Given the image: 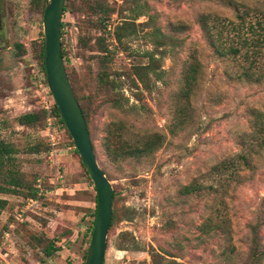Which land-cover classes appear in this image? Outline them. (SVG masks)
<instances>
[{"label":"rangeland","instance_id":"rangeland-1","mask_svg":"<svg viewBox=\"0 0 264 264\" xmlns=\"http://www.w3.org/2000/svg\"><path fill=\"white\" fill-rule=\"evenodd\" d=\"M65 4L66 70L89 114L97 161L115 192L117 218L108 230L104 264H264V79L238 77V65L214 51L199 23L204 14L236 21L245 10L253 24L264 21V0ZM103 7L111 9L105 26L98 20ZM0 10L7 29L6 35L0 29V140L17 148V165L31 187L39 178L47 189L17 226L5 264H81L89 245L83 232L95 219L93 183L66 127L61 125L51 156L43 122L18 121L42 108L32 63L39 61L43 12L31 0H0ZM124 19L134 21L136 31L118 41L113 29ZM154 29L178 41L159 47L161 53L145 36ZM149 51L162 78L149 74L146 86L133 69L148 63ZM195 61L198 79L187 102L179 91L186 66ZM115 121L134 140L158 133L162 144L148 156L114 157L104 137ZM223 161L230 166L212 170ZM188 184L198 187L180 192ZM0 197L8 200L0 214L1 232L25 197ZM49 242L58 249L46 256L43 247Z\"/></svg>","mask_w":264,"mask_h":264},{"label":"trees","instance_id":"trees-1","mask_svg":"<svg viewBox=\"0 0 264 264\" xmlns=\"http://www.w3.org/2000/svg\"><path fill=\"white\" fill-rule=\"evenodd\" d=\"M31 2L34 9L37 10V8H40L41 12H43L47 0H31ZM89 7L94 9V6ZM104 8H106V12ZM66 9L67 6L64 3L63 12H65ZM100 10L104 11L105 13H102L98 20L103 26H105L107 25L106 23L108 21V16L106 15H108V12H111V9L108 7H103ZM247 14L248 10H245L244 14L237 16L236 21L227 19L226 22L220 20L214 14H204L201 17L199 23L203 35L205 36L209 44L212 45L214 51H216L220 55V57H227L238 65V77L260 81L264 79V68H262V58H264V21L256 20V22H254L253 24L249 19L247 20L245 18ZM136 16H138V14H136ZM262 16L264 18V13H262ZM135 25L136 24L134 23V21L130 19L122 20L120 24L115 26L113 29L114 37L116 38V40L121 41V38L123 36L134 33L136 31ZM63 28L64 22L62 21L61 36L63 33ZM146 35L148 38H150L152 44L155 47L154 49H157L161 53H164L165 50L161 51L159 50V47H164L165 45H175L178 41L177 38L169 36L158 29L149 31L147 32V34H145V36ZM80 40L81 39L79 37L78 41ZM61 51L64 61H67L62 48ZM145 55L149 58L148 63L143 66H134L133 75L147 86L150 81L149 74H153L158 79H161L162 71L158 70V60L154 56L153 52H146ZM38 60L41 69L44 70L43 40L38 46ZM199 67L200 66L197 61L189 62L184 70L182 78L183 85L179 91V97L187 102L189 101L190 94L197 83V73L199 72ZM110 100L112 103L116 104V98H110ZM80 106L89 130V114L86 111V108L81 103ZM53 112L58 116L60 122L62 123V126L65 128L64 122L55 102L53 103ZM179 113L182 116L185 113V107H181L179 109ZM44 116L45 111L41 108V111L25 112L21 114L18 117V121L21 125L34 126L35 124L43 122ZM124 129L125 125H123V123L120 121H115L114 123L108 125L106 129V134L104 137L105 147L108 154L114 157L140 158L143 156H148L162 144V136L158 133L143 135L140 138L134 140V138L127 136V133H125ZM92 146L94 148L93 143ZM75 151L77 152L76 148ZM16 153L17 148L14 146V144L5 140H0V194H20L24 196L26 200L24 199L22 206L28 199H34L40 202L39 198L44 196V193L47 192V189L42 186L41 181V186H37V180L39 178L35 180V186L31 187L17 165V158L15 156ZM244 157L245 156H242L241 158L244 159ZM229 166L230 162L223 161L220 164L212 167V170L219 171L220 168H228ZM197 187L198 186L195 184L184 185L181 187L180 192L188 194L195 191ZM114 199L115 192L113 190V202ZM7 203L8 200L6 198L0 197V214L6 207ZM33 210L34 208L31 211ZM116 211L117 210L113 206V214L109 228L117 218ZM23 223L24 222L20 223L19 225H22ZM93 224L94 220L92 221V226H88L83 232L88 236L87 241H89L90 239ZM7 226L8 224H6V227L0 232V241L2 240L3 233L6 230ZM57 249L58 248H55L52 242H49L48 244H46V246L43 247V253L46 256H50L53 255V252ZM86 251L83 255V258H85ZM155 256L156 254L153 255L154 260H156ZM81 264H83V262Z\"/></svg>","mask_w":264,"mask_h":264},{"label":"water","instance_id":"water-1","mask_svg":"<svg viewBox=\"0 0 264 264\" xmlns=\"http://www.w3.org/2000/svg\"><path fill=\"white\" fill-rule=\"evenodd\" d=\"M64 3L65 0H47L43 9L44 70L49 91L95 189V219L83 264H104L113 214V187L97 161L88 127L62 56ZM3 31L6 35V25Z\"/></svg>","mask_w":264,"mask_h":264},{"label":"built area","instance_id":"built-area-1","mask_svg":"<svg viewBox=\"0 0 264 264\" xmlns=\"http://www.w3.org/2000/svg\"><path fill=\"white\" fill-rule=\"evenodd\" d=\"M32 81L33 88L41 98L42 110L45 111L43 124L49 141V154L52 156L56 152L57 138L62 125L58 116L53 112V97L49 91L45 70H42L38 62L32 63ZM37 186L40 187V180H37ZM38 200L28 199L26 203L17 208L13 214V220L8 223L0 241V264H5V258L8 255V245L15 236L17 226L27 219L28 212L37 206Z\"/></svg>","mask_w":264,"mask_h":264},{"label":"flooded vegetation","instance_id":"flooded-vegetation-1","mask_svg":"<svg viewBox=\"0 0 264 264\" xmlns=\"http://www.w3.org/2000/svg\"><path fill=\"white\" fill-rule=\"evenodd\" d=\"M5 24H6V22H5V16L4 15H1V10H0V29L2 31V34H4L3 33V27H4Z\"/></svg>","mask_w":264,"mask_h":264}]
</instances>
